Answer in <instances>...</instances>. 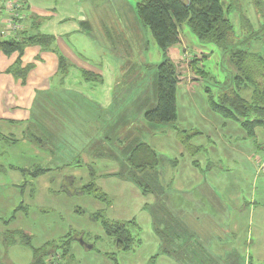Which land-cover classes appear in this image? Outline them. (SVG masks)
Wrapping results in <instances>:
<instances>
[{
	"label": "rangeland",
	"instance_id": "obj_1",
	"mask_svg": "<svg viewBox=\"0 0 264 264\" xmlns=\"http://www.w3.org/2000/svg\"><path fill=\"white\" fill-rule=\"evenodd\" d=\"M95 1L99 7L104 8L102 11H106V0ZM232 1L233 9H231L232 12H230L229 18L234 25V30L238 33L241 30L240 24L235 19L239 14L238 11L243 9V0ZM259 8L261 13L264 14V8ZM248 14L251 13L249 12ZM103 18L102 20H104ZM253 20L256 22L258 19L254 18ZM139 25L141 26H130V28L119 26L122 31L112 32L114 39H117V36L121 38L119 42L113 41L110 36L111 33L103 30L101 26H99L100 30L89 34L97 42L101 40L102 43L99 44L108 45L106 47L99 46L101 51L113 53L118 57L121 66L120 79L126 86L131 84L133 86L139 80L146 78L148 88L145 107L153 109L157 104L156 66L165 58H169V56L168 54L163 56V52L152 38L149 28L142 24L141 21ZM92 28L94 29V23ZM182 29L190 48L187 49L188 55L179 61L169 58L175 64L179 77V82L176 86V120L166 123H151L149 127L142 120H138L133 127L115 129L117 133L116 139L105 141V145L111 150L110 156L105 153V155H102L105 156L103 157L104 159L100 155L101 158H98L97 162L95 161V182L107 194L108 200L106 202L96 200L88 195L71 194L73 188L72 182L69 180L70 171L68 168L62 171L55 170L47 174V178H44L41 182L39 181V183L37 182L35 185L34 197H26L25 204L30 205L28 206L27 214L24 212L19 213L17 216L16 214L19 212L17 211L13 220L8 222L0 221L1 247H4L2 235L16 229H22L32 235L31 242L35 247L43 245L48 240H58L62 236H74L79 233L80 236L78 234L75 235L76 240L72 239L70 254L64 258L60 257V250L55 252L56 244L50 243L46 245L43 250L47 251L48 254L50 253L45 258L47 264H220L215 255H206L205 252L195 251V249L192 252L191 249L184 247H179V250L184 249L183 256L185 260L176 259L174 256L162 255L156 259L151 258L158 251L155 248L156 238L151 237V234H154L146 212H144L146 209H142L147 197L132 182H126L124 178L133 173L132 169L126 171L125 168H122L117 175L101 176L103 172L110 170V167L119 166L121 163L125 164L124 158L120 157L123 155L121 152L122 148H120L124 143L121 140L122 136L124 141L130 138L131 145H128L126 150L130 146L133 148L139 142L146 143L156 151L159 158L158 170L149 175V177L144 176L145 182L152 184L150 190L156 192L154 196L159 200L163 199L165 207H169L168 210L173 217L176 215L175 210L179 206H182L183 212L190 211L193 204L192 197H195L197 192L190 189L192 185L190 182H185L184 193H181V189L176 185L174 174L179 167L178 164H181V162L187 163L194 152L188 151L184 143L176 137L175 128H178L185 131L186 134H191L188 143L191 147L197 148L194 156L200 161L198 173L201 175L199 184L203 183L201 187L205 183L206 185H211L213 189L215 188L217 194L224 198L226 202L231 203V206L235 199L230 198L229 195L231 192L237 191V193H232V195H237L238 200L244 204L243 207L240 206L238 209L233 208V206L232 209L228 207L227 222L218 223L216 211L208 206L209 201H203L200 198L199 206L202 205L198 210L200 219L207 220L205 217H208L206 215L208 214L215 222L206 225L203 223L199 224L198 233L212 238H217L219 235L227 244H232L236 241L241 243V248L230 249L229 252H232V256L224 257V263L222 264H245L247 256L252 257V263L250 264H264V218L260 216V212L264 214V209H262L264 208V165L258 167L255 162L256 158H260L264 162V148L263 153L253 156L251 162L253 168L254 165L255 168L253 170L250 169L248 167L249 162L248 164L245 163L240 153L236 151V149H241L240 147L250 146V142L244 143L241 139V133L243 134L241 121L226 119L211 110L207 104L206 87H210L208 91L215 94L220 88L223 87V91L227 85L235 84L236 69L228 60L229 54L212 43L201 41L187 26ZM73 40L77 42L76 45L80 44L83 46L80 40L76 38ZM237 46H243L253 52H259L264 55V43L261 40L251 38L245 44L240 43ZM81 50L89 56L93 54V52H90L91 50L96 51L91 46H87L84 49L81 48ZM195 50L210 54L199 63L207 72L206 77L192 73L188 66L193 56H195L191 52L194 53ZM253 73L258 78L255 69H253ZM258 80L262 82V80ZM241 93L246 98H249L252 90L249 87L244 88ZM258 139L264 141V127L259 128ZM175 144H177L178 149ZM213 153H216V155L214 156ZM182 154L183 158L180 157ZM113 155L116 156V159L111 158ZM213 158H216L220 163L214 162L212 164L207 162L209 159L213 162ZM118 170L119 167L116 171ZM179 172H182V169ZM82 173H84L82 170L71 173L77 177V180H80L73 184L77 188L76 190H80L79 187L82 182L79 177H84ZM48 177L52 180L51 184L48 182ZM214 177L218 179V184L215 183ZM59 180H61L60 183H58ZM221 183H226L227 186L231 185L230 189L227 188L222 191ZM44 185L50 187L51 191H47L48 189L44 188ZM27 188L28 186L26 190ZM31 189L33 188L31 187ZM31 189L29 188L27 193L30 194ZM203 189L204 187L201 190ZM64 191L70 194H66ZM9 196V194L1 195L3 200L8 199ZM157 212L159 213L157 220L162 217L164 221L161 224L164 231L161 233L167 235L168 232L171 236V227L174 228L176 223L170 216H167V213L161 207H158ZM97 213H101L100 216L105 219L135 221L136 224L129 227L134 237L130 250H118L113 239L104 235L101 227L102 217L97 218V221L91 217V215ZM24 214L27 216L22 217L21 215L24 216ZM158 221H155L157 225L160 224ZM214 224L217 226V231ZM82 236L85 244L92 245V248L89 249L78 241ZM15 238L19 237L15 236ZM169 239L170 237L164 239L165 249L172 251L174 247L169 245ZM246 239L247 244L245 246L247 251L246 248H243ZM151 241H154V245H152ZM113 252L116 256L114 257L115 260H113V257L107 256V254ZM257 255H261V257L257 258ZM31 262H33L32 250L26 246L16 244L9 249L0 248L1 264H30Z\"/></svg>",
	"mask_w": 264,
	"mask_h": 264
},
{
	"label": "crops",
	"instance_id": "obj_2",
	"mask_svg": "<svg viewBox=\"0 0 264 264\" xmlns=\"http://www.w3.org/2000/svg\"><path fill=\"white\" fill-rule=\"evenodd\" d=\"M17 1L23 5L29 17H34L33 21L28 19L24 22L25 24L20 29L23 28L22 30L30 31V33L37 31L41 34L52 35L55 39L51 45L53 48L45 49L39 45L31 44L25 46L21 54L13 52L8 55L0 50V194L10 195V198L8 197L6 200H3L0 195V221L3 222H7L12 216L13 220L19 213L25 212L27 214L30 205L25 204L26 197L33 198L37 182L43 181L44 178H47L46 175L52 171H62L68 168L70 177L77 178L71 173L82 170L84 177L79 178L82 183H86L91 169H93L94 174L96 173L95 161L97 162L98 158H101L105 153L110 156L111 150L105 145V141L116 139L115 129L133 127L138 120L143 121L144 112L151 109V107H145L148 88L146 78L139 80L133 86L132 84L126 86L120 79L121 66L118 57L113 53L101 51L99 46L106 47L108 45L99 44L102 41L97 42L89 34L100 30L99 26H101L103 30L111 33L110 36L113 41L119 42L121 40L119 36L117 39L112 36V32L122 31L119 26L126 28L141 26L136 13V0H106V4L104 3L106 11H102L104 8L99 7L95 0ZM221 1L227 7L232 0ZM252 3L251 0H243L242 6L244 13L250 18L253 26L257 28L260 23L259 14L256 13V10L254 12L255 7ZM249 12L251 14H248ZM254 18L258 20L255 22ZM6 19L7 14L2 0H0V31L6 27ZM93 23L94 29L92 28ZM183 27L181 26L179 29V42L167 52L172 60H183L188 55L187 49L190 48L182 32ZM7 38L9 37L0 35V39ZM74 38L80 40L83 46L76 45L77 42L73 40ZM87 46L96 49V51H90L93 52L91 56L81 50ZM194 53L191 52L198 58L204 54L200 50H195ZM59 54L66 59L68 64L66 73L59 70ZM17 60H19L21 69L28 68L22 76H16L11 71ZM61 98L64 102L68 100V102L74 103L73 107H55L56 100ZM144 124L147 127L151 125L148 122H144ZM259 128L261 127L254 129L252 136H248L242 130L241 139L244 143L250 142V146L243 148L239 146L241 149H236L237 153H240L245 160L244 162L247 164L249 162L248 167L252 170L255 168L251 162L253 156L263 153L264 148V141L258 139ZM177 129L175 128V132ZM34 134L44 137L46 145L40 146L37 144L38 142L33 141ZM121 140L124 143L120 147L123 153L120 157L124 158L125 164L112 166L107 172L100 173L101 176L117 175L122 168H125L126 171L132 169L126 162L132 150L131 146L126 150L127 146L131 145L130 138L124 141L122 136ZM176 148L178 149L177 146ZM194 153L191 154L193 156L188 159L187 163L178 164L179 167L174 174L176 185L181 189V193H184L185 182H190L192 184H190V189L197 192V195L192 197L193 204L190 211L183 212L182 206H179L175 210L176 215L173 217L168 210L169 207L167 205L165 207L163 199L159 200L154 196L155 191L143 194L147 197V201L142 205V209H146L144 212H146L154 234H151V237L156 238L155 248L160 253H156L151 258L156 259L162 255L180 259L178 257H183L184 249L179 250V247H184L191 249L192 252L195 249V251L205 252L206 255H215L217 256L215 258L222 264L224 257L232 254L229 252L230 249L241 248L242 246L237 241L227 244L219 235L217 238H212L198 233L199 224L206 225L215 222L208 214H206L208 217H205L207 220L200 219L198 211L202 206H199L200 198L203 201H209L208 206L216 211L218 223L227 222L226 215L229 208L232 209L233 206V208L238 209L244 204L238 200L237 195H232L237 191H233L229 195L230 198L235 199L231 206V203L226 202L217 194L211 185H206L204 182V189L201 190L203 183L199 184L201 175L198 173L200 161L195 158ZM213 155L215 156L216 153ZM77 156H80L81 163L75 166L71 162ZM180 157L183 158V154ZM111 158L116 159V156L113 155ZM213 159V162L210 159L207 162L220 163L216 158ZM36 166L51 170L26 182L22 170H30ZM117 166L119 167L118 171H116ZM158 166L152 170V174L158 170ZM180 169L182 172H179ZM129 175L124 177L126 182H131L128 178ZM214 179L216 180L215 183L218 184V179L215 177ZM48 182H50L49 184L52 183L50 177H48ZM60 182L61 180L58 181V183ZM27 186V190L33 188L30 194L27 193ZM150 186H152L151 183ZM45 187L46 185H44ZM230 187L231 185L227 186L226 183H221L222 191L227 188L230 189ZM46 188L47 191H51L50 187ZM106 197L108 200L107 194ZM158 207H161L167 216H170L176 223L174 228L171 227L172 237L168 241L171 247H176L175 253L170 249H168L169 253L165 252L164 238H161L157 233L155 221L159 220H157ZM15 209L19 211L16 215ZM261 214L260 212V216L264 218V214ZM21 216L26 217L27 215ZM262 218L260 219L263 220ZM161 220L162 217L158 221L160 228L163 227L161 224L164 223ZM214 226L217 231L216 224ZM190 232L192 233L190 234ZM173 240L175 244H172ZM16 244L7 247H1L0 244V248L9 249ZM246 244L247 239L243 247L247 251ZM152 245H154V241ZM260 257L261 255H257V258ZM250 263H252V257L247 256L245 264Z\"/></svg>",
	"mask_w": 264,
	"mask_h": 264
},
{
	"label": "trees",
	"instance_id": "obj_3",
	"mask_svg": "<svg viewBox=\"0 0 264 264\" xmlns=\"http://www.w3.org/2000/svg\"><path fill=\"white\" fill-rule=\"evenodd\" d=\"M4 1L6 0H2V3ZM14 1L20 3L17 0ZM251 1L256 13L259 14V26L254 28L252 21L242 9L238 11L239 14L235 19L240 24L241 30L238 33L234 30V25L229 18L230 12H232L231 9H233V1H230L226 7L221 0H136L135 6L137 17L149 28L152 38L165 55L173 45L179 42V29L181 26H187L201 41L212 43L220 47L224 52H228V60L236 69L235 84L231 83L227 85L223 91L222 87L215 94L208 91L210 87H206L207 104L211 110L224 118L241 121V127L248 136L254 134L256 127H264V55H261L259 52H253L249 48L237 46L240 43L245 44L251 38L261 40L264 43V14L261 13V9L259 8H264V0ZM17 11L19 17L16 20L21 26L28 19L29 21H33L34 17L27 15L22 4ZM22 29L16 30L7 39H0V50L4 54L8 55L13 52L21 54L25 46L31 44L39 45L45 49L53 48L51 45L54 42V36L41 34L37 31L30 33V31ZM209 55L204 53L201 58L193 56L192 61L188 65L191 72L201 77H206L207 72L199 63ZM27 69H21L19 67V60H17L11 71L16 76H22L26 73ZM253 69H255L258 78L254 76ZM59 70L62 73H66L68 70L66 59L60 54ZM156 73L157 104L155 108L144 112L143 121L148 123L174 122L176 120V86L179 82L175 64L169 58H165L156 66ZM258 79L262 80V82ZM248 87L251 88L252 93L249 98H246L242 95L241 90ZM73 104L68 102V100L64 102L61 98L56 100L55 107H73ZM177 137L191 153L197 150V148L191 147L188 143L191 134H186L185 131L177 129ZM33 141L38 142L37 144L40 146L46 145L42 136H35L34 134ZM126 162L133 172L128 177L131 182L141 190L142 194L150 192V183L145 182V177L152 175V170L159 165L156 151L150 145L139 142L132 148ZM80 163V156H77L71 162L75 166H78ZM49 170L51 169L36 166L30 170L24 169L22 172L25 174V181L29 182V179H35ZM91 170L93 171V169ZM92 171L90 172L89 181L87 183H80V190H76L77 188L73 186L74 183L80 180L74 177L69 178L73 188L71 194L88 195L96 200L106 202V193L96 184V176ZM64 192L70 194L67 191ZM16 211L17 209H15ZM100 215L101 213H97L91 215V217L97 221V218L102 217ZM12 218L13 216L8 221L12 220ZM135 224L133 220L117 221L103 217L101 220L104 235L111 237L117 249L122 251H128L132 247L134 237L129 227ZM156 230L161 238L172 237L168 232L167 235H163L161 232L164 230L159 225H157ZM76 234L80 236L79 233ZM75 235H65L58 240H48L43 245L35 247L31 242L32 235L22 229H16L2 235V242L4 247L18 243L30 248L33 254V262L30 264H47L45 258L50 253L48 254L47 251L43 250L46 245L50 243L56 244L55 252L60 250V257L64 258L70 254L71 243L74 239H77ZM15 236L19 238H15ZM82 238L84 237L82 236ZM172 244H175L174 240ZM173 250H176V247ZM165 252L169 253L170 251L165 249ZM173 252L175 253V251ZM107 256L116 257L114 252L107 254ZM181 257L179 256L178 258L185 260L184 256Z\"/></svg>",
	"mask_w": 264,
	"mask_h": 264
},
{
	"label": "built area",
	"instance_id": "obj_4",
	"mask_svg": "<svg viewBox=\"0 0 264 264\" xmlns=\"http://www.w3.org/2000/svg\"><path fill=\"white\" fill-rule=\"evenodd\" d=\"M5 13L7 14L6 27L0 31V35L4 37L12 36L16 30H19L21 25L16 20L18 16L17 9L21 6L20 3H16L14 0H6L3 2ZM256 164L258 167H262L264 162L260 158H256Z\"/></svg>",
	"mask_w": 264,
	"mask_h": 264
},
{
	"label": "water",
	"instance_id": "obj_5",
	"mask_svg": "<svg viewBox=\"0 0 264 264\" xmlns=\"http://www.w3.org/2000/svg\"><path fill=\"white\" fill-rule=\"evenodd\" d=\"M78 241H79L82 245L86 246L87 248H89V249L92 248V245L85 244V242L83 241L82 237L79 238Z\"/></svg>",
	"mask_w": 264,
	"mask_h": 264
}]
</instances>
